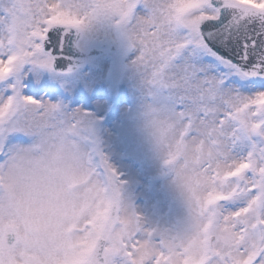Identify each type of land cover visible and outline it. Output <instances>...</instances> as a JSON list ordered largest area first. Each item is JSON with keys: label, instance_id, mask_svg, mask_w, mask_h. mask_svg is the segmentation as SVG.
<instances>
[{"label": "snow or ice", "instance_id": "obj_1", "mask_svg": "<svg viewBox=\"0 0 264 264\" xmlns=\"http://www.w3.org/2000/svg\"><path fill=\"white\" fill-rule=\"evenodd\" d=\"M113 121L183 224L123 201ZM0 264H264V0H0Z\"/></svg>", "mask_w": 264, "mask_h": 264}, {"label": "rangeland", "instance_id": "obj_2", "mask_svg": "<svg viewBox=\"0 0 264 264\" xmlns=\"http://www.w3.org/2000/svg\"><path fill=\"white\" fill-rule=\"evenodd\" d=\"M111 45H114L117 51L115 44L106 46L110 48ZM131 124L137 126L135 129L131 127L129 133L136 132L134 135L139 137L129 138V143H121L119 149L122 154L128 152L132 156L127 155L123 159L116 157V151L110 143L111 136L105 138L104 150L120 179L124 181L121 189L122 199L126 204H130L147 224L162 229L177 227L186 221L188 210L172 182V174L165 164V155L142 124ZM120 125L122 124L113 121L107 124V127L117 135ZM134 175L140 183L132 190L136 197L131 196L128 188L129 179Z\"/></svg>", "mask_w": 264, "mask_h": 264}, {"label": "bare ground", "instance_id": "obj_3", "mask_svg": "<svg viewBox=\"0 0 264 264\" xmlns=\"http://www.w3.org/2000/svg\"><path fill=\"white\" fill-rule=\"evenodd\" d=\"M132 125L133 124H131V123H125V124L120 125L119 126L120 131H118V134L115 135V133H113L111 138H110V143L114 147V150L116 151V157H118L120 159H123L127 155L132 156V154H129L128 152H125V153L122 154L120 152V149H119V146L121 145V143L126 142L124 144H127V143H129V140H128L129 138L137 136V135H134V134H136V132L129 133V131L131 130V127H132V129H135L136 126H137V125H134V126H132ZM137 137H139V136H137ZM139 184L140 183L136 179V175H134L133 178L129 179L128 188H129V190L131 192V196L136 197L135 195H133V191L132 190H133L134 186L136 187Z\"/></svg>", "mask_w": 264, "mask_h": 264}, {"label": "clouds", "instance_id": "obj_4", "mask_svg": "<svg viewBox=\"0 0 264 264\" xmlns=\"http://www.w3.org/2000/svg\"><path fill=\"white\" fill-rule=\"evenodd\" d=\"M44 133L46 135L52 136V135H56L59 136L61 135L60 131L58 129H53L51 127L49 128H45ZM75 152V144L74 142L70 139L67 138L64 140V154L66 157H70L73 153Z\"/></svg>", "mask_w": 264, "mask_h": 264}, {"label": "water", "instance_id": "obj_5", "mask_svg": "<svg viewBox=\"0 0 264 264\" xmlns=\"http://www.w3.org/2000/svg\"><path fill=\"white\" fill-rule=\"evenodd\" d=\"M111 51H112V52H114V51H115V48H114L113 46L111 47Z\"/></svg>", "mask_w": 264, "mask_h": 264}]
</instances>
